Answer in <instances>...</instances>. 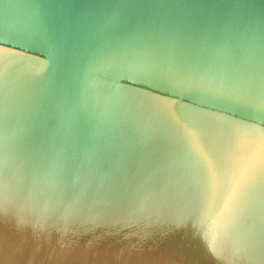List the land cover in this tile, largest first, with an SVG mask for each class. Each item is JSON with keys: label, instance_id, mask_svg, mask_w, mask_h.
Listing matches in <instances>:
<instances>
[{"label": "water", "instance_id": "1", "mask_svg": "<svg viewBox=\"0 0 264 264\" xmlns=\"http://www.w3.org/2000/svg\"><path fill=\"white\" fill-rule=\"evenodd\" d=\"M0 233V264H264V0H0Z\"/></svg>", "mask_w": 264, "mask_h": 264}, {"label": "snow or ice", "instance_id": "2", "mask_svg": "<svg viewBox=\"0 0 264 264\" xmlns=\"http://www.w3.org/2000/svg\"><path fill=\"white\" fill-rule=\"evenodd\" d=\"M239 163H243V161H240ZM4 243H5V239H4V236L2 233H0V251L3 250V246H4Z\"/></svg>", "mask_w": 264, "mask_h": 264}]
</instances>
